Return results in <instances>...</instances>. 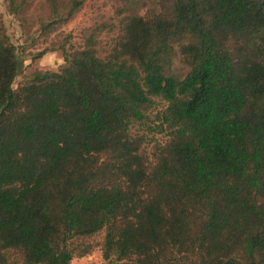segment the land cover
Wrapping results in <instances>:
<instances>
[{"label":"trees","instance_id":"trees-1","mask_svg":"<svg viewBox=\"0 0 264 264\" xmlns=\"http://www.w3.org/2000/svg\"><path fill=\"white\" fill-rule=\"evenodd\" d=\"M85 1L4 0L45 43ZM118 1L17 88L0 12V264H70L100 233L99 264H264V0Z\"/></svg>","mask_w":264,"mask_h":264},{"label":"rangeland","instance_id":"rangeland-1","mask_svg":"<svg viewBox=\"0 0 264 264\" xmlns=\"http://www.w3.org/2000/svg\"><path fill=\"white\" fill-rule=\"evenodd\" d=\"M40 2L41 0H35L37 6ZM118 5V0H86L75 17L63 25L50 37V39H48L47 43H45L42 38L38 37L37 31H35L36 27H34L30 35H28L25 29L22 28V24L13 15L8 13L4 0H0V12L3 15L7 33L12 42L22 51L21 55L23 57V61L20 65V72L15 78L13 87L17 88L20 83L25 80V76L30 74L33 70V65L31 64L32 56L48 48L52 45V42L60 40L63 35L68 33L72 36L73 44L79 45L81 43L82 33L87 29L94 27L96 24L110 25L114 23V10ZM154 5L153 0H151L150 7ZM35 8L40 10L39 7ZM106 31L107 28L100 36L101 42L97 47L101 56L106 54L113 39V35H108ZM62 63L63 58L59 50L47 51L35 60V64L44 70H57ZM171 69L179 75L184 76L189 70V66L182 56H178L174 60ZM160 107L161 106H158L157 110H159ZM157 110H153L149 119L142 125H136L134 129L140 134H144L146 140L144 147L149 154H151L156 143H161L166 139L164 132L158 131L156 127L158 119L154 116ZM102 238L103 233L82 239L84 244L94 246V250L90 254L93 256V259L101 257V251L98 245Z\"/></svg>","mask_w":264,"mask_h":264},{"label":"crops","instance_id":"crops-1","mask_svg":"<svg viewBox=\"0 0 264 264\" xmlns=\"http://www.w3.org/2000/svg\"><path fill=\"white\" fill-rule=\"evenodd\" d=\"M101 263V257L93 259L92 255L83 256L80 258H74L70 264H99Z\"/></svg>","mask_w":264,"mask_h":264}]
</instances>
